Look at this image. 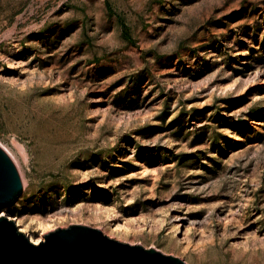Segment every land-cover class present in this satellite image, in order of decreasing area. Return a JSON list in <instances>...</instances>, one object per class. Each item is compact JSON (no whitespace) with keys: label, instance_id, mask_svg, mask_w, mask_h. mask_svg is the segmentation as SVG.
Instances as JSON below:
<instances>
[{"label":"rangeland","instance_id":"rangeland-1","mask_svg":"<svg viewBox=\"0 0 264 264\" xmlns=\"http://www.w3.org/2000/svg\"><path fill=\"white\" fill-rule=\"evenodd\" d=\"M0 145L31 238L264 264V0H0Z\"/></svg>","mask_w":264,"mask_h":264},{"label":"water","instance_id":"water-1","mask_svg":"<svg viewBox=\"0 0 264 264\" xmlns=\"http://www.w3.org/2000/svg\"><path fill=\"white\" fill-rule=\"evenodd\" d=\"M24 186L20 171L0 145V210L17 201ZM36 243L15 218L0 215V264H189L156 247L132 244L84 223L57 226Z\"/></svg>","mask_w":264,"mask_h":264},{"label":"bare ground","instance_id":"bare-ground-1","mask_svg":"<svg viewBox=\"0 0 264 264\" xmlns=\"http://www.w3.org/2000/svg\"><path fill=\"white\" fill-rule=\"evenodd\" d=\"M21 178H22V177H21ZM23 186H24V185H23ZM0 211H1V210H0ZM23 231H24V230H23ZM40 239H41L40 236H38V238H35V237L33 238V240H35L36 243H39V242H40Z\"/></svg>","mask_w":264,"mask_h":264}]
</instances>
